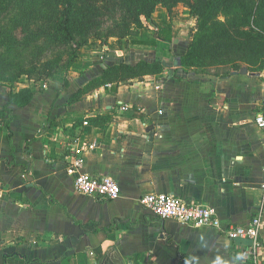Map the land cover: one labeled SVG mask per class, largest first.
I'll use <instances>...</instances> for the list:
<instances>
[{"label":"crops","instance_id":"crops-1","mask_svg":"<svg viewBox=\"0 0 264 264\" xmlns=\"http://www.w3.org/2000/svg\"><path fill=\"white\" fill-rule=\"evenodd\" d=\"M151 20L153 28L137 37L104 47L90 41L72 68L39 86L17 84L14 93H33L23 107L7 106V91L0 89L13 145L11 153L3 128L0 264H187L182 257L190 264H248L241 252L249 242L231 241L225 230L246 227L256 215L264 264V133L254 123L264 113V68L250 72L241 65L225 77L175 73L195 20L181 5L170 11L158 6ZM165 22L171 45L154 37ZM157 59L166 65L157 76L69 100L107 67ZM98 115L111 116L106 129L87 125ZM79 154L83 173L118 183L117 200L74 189L66 168ZM152 193L211 207L219 228L155 218L139 204Z\"/></svg>","mask_w":264,"mask_h":264},{"label":"trees","instance_id":"trees-1","mask_svg":"<svg viewBox=\"0 0 264 264\" xmlns=\"http://www.w3.org/2000/svg\"><path fill=\"white\" fill-rule=\"evenodd\" d=\"M17 1L15 12V33L30 32L34 21H43L38 28V36L49 47H72L68 54H55L44 61H19L0 55V85L7 91V106L14 104L23 107L29 103L33 93L29 89L14 93L12 85L22 76L33 83L46 82L64 68H72L78 58L79 49L87 46L91 39L102 47L108 41H121L137 37L141 30L153 28L151 17L160 6L170 11L182 5L195 20V32L180 58V66L175 73H205L225 77L230 72L239 71L245 65L250 72H260L264 68V0H30L39 3L33 11H28L27 0H0V16L8 13ZM34 19V20H32ZM17 29V30H16ZM155 40L173 44L171 24L165 22L155 31ZM31 40V39H29ZM137 45L151 46L149 42H133ZM0 47H11L6 37V29L0 30ZM6 54V53H5ZM166 69L165 62L140 61L135 66L125 63L104 69L102 75L78 90L69 99L78 100L95 89L111 86L116 92L121 84L131 81L141 82L145 77L157 76ZM9 111L5 106L0 111V132L7 130V141L13 152ZM111 116L98 115L88 118L87 125L106 129ZM187 264L189 259L181 258Z\"/></svg>","mask_w":264,"mask_h":264},{"label":"built area","instance_id":"built-area-1","mask_svg":"<svg viewBox=\"0 0 264 264\" xmlns=\"http://www.w3.org/2000/svg\"><path fill=\"white\" fill-rule=\"evenodd\" d=\"M43 88H45L43 86ZM159 90V87H155ZM255 126L264 133V113L254 118ZM264 144V138H263ZM84 158L74 155L66 168V173L73 178L74 189L81 195L115 201L120 196L118 183L110 177H96L82 172ZM263 182L260 185L264 195V167L262 169ZM140 206L155 218L166 221L173 220L180 225L193 228H219V220L215 210L200 203H188L173 195L148 194L139 199ZM261 216L256 215L246 227L228 226L226 237L231 240H247L249 246L241 252V257L248 264H261L257 251L262 247L260 243Z\"/></svg>","mask_w":264,"mask_h":264},{"label":"rangeland","instance_id":"rangeland-1","mask_svg":"<svg viewBox=\"0 0 264 264\" xmlns=\"http://www.w3.org/2000/svg\"><path fill=\"white\" fill-rule=\"evenodd\" d=\"M26 5L28 6V11H33L35 7L39 6V3L33 4L32 1L27 0ZM18 6H20V3L15 1L12 7H10L8 13L0 16V30L6 29V37L9 38V40L11 41V47H12L10 49H8L7 47L4 48L0 47V55H5L8 59L11 60H14V58L16 57V60L19 61L20 64H24L31 60L44 61L55 56V54H61V55L68 54L71 51L70 48L72 47H65V46L49 47V45H47L46 42L38 36L39 34L38 28L39 27L45 28V26L42 24L43 21H34V24H31L30 32L26 31L24 32V34L18 32L16 34L14 25L16 23L15 12ZM181 11L182 9H180V12ZM90 41H94V40L91 39ZM24 83H28V81L25 78V76H22L19 79H17V81L12 85V89H14L17 84H24ZM40 83L36 85L39 86ZM5 86L8 85H4V84L0 85V89L6 91Z\"/></svg>","mask_w":264,"mask_h":264},{"label":"water","instance_id":"water-1","mask_svg":"<svg viewBox=\"0 0 264 264\" xmlns=\"http://www.w3.org/2000/svg\"><path fill=\"white\" fill-rule=\"evenodd\" d=\"M175 62H176V67H179L180 66V58H176Z\"/></svg>","mask_w":264,"mask_h":264}]
</instances>
